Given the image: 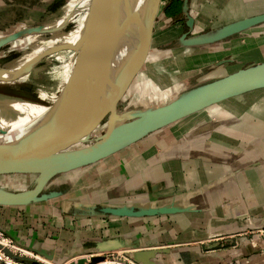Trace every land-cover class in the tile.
<instances>
[{"label":"crops","instance_id":"0c3cea01","mask_svg":"<svg viewBox=\"0 0 264 264\" xmlns=\"http://www.w3.org/2000/svg\"><path fill=\"white\" fill-rule=\"evenodd\" d=\"M187 4L193 18L191 33L264 12V0ZM179 19L185 20L181 11ZM183 27L172 29L178 34L171 46L193 50L188 56L210 57L191 70L188 86L264 60V23L211 50L175 47L187 30L184 23ZM153 36L158 38V33ZM228 57L233 61L212 65ZM138 96L133 91L128 100L139 101ZM58 179L51 182L53 188L64 193L45 207L0 206V227L23 244L58 250L116 235L138 239L136 247L122 250L152 252L147 256L151 264H264V229L243 228L264 217V88L212 104ZM183 193L191 195L188 203L194 210L147 217L81 216L67 210L75 201L147 204Z\"/></svg>","mask_w":264,"mask_h":264},{"label":"water","instance_id":"95a60500","mask_svg":"<svg viewBox=\"0 0 264 264\" xmlns=\"http://www.w3.org/2000/svg\"><path fill=\"white\" fill-rule=\"evenodd\" d=\"M160 2L161 0H96L95 25L89 35L81 30L74 42L47 50L48 54L80 44L75 68L54 101L44 105L46 112L37 121L23 126L25 128L18 130L10 140L0 142V176L32 177L31 183L22 188L11 189L0 184V206H28L58 198L64 191L49 186L61 174L95 163L148 134L219 101L264 88L263 60L202 83L183 85L164 103L120 110L118 102L147 54ZM187 2L188 0H182L181 14L185 18L187 30L178 36L174 44L178 48H205L264 23V12H261L203 32L191 33L193 18L188 13ZM33 31L32 26H25L0 36V48ZM232 61L233 58L230 57L221 58L212 65ZM35 65L36 63L29 64L13 70L1 67L0 74L28 70ZM13 83L11 79L0 78V84ZM10 102L40 104L10 92H0V130L4 132L15 131L12 122L21 117V114L11 108ZM104 118L105 122L101 124ZM190 196L183 193L167 202L152 201L147 204L95 205L75 201L67 206V210L81 216L168 215L194 210L195 206L188 203ZM246 226L264 229V217L258 221H249L243 228ZM0 229L18 246L55 263H62L78 253H88L93 254L89 259L80 257L70 264H93L103 259L99 253L136 247L138 242V239L116 235L83 241L76 247L58 250L23 244L10 236L4 228ZM126 254L140 264H151L147 256L152 252L133 251Z\"/></svg>","mask_w":264,"mask_h":264},{"label":"rangeland","instance_id":"374dc122","mask_svg":"<svg viewBox=\"0 0 264 264\" xmlns=\"http://www.w3.org/2000/svg\"><path fill=\"white\" fill-rule=\"evenodd\" d=\"M75 1L76 0H0V36L25 26L40 24L52 17L64 14ZM171 1L172 0H161L160 9L155 16L153 35H157L158 33V38L151 34L147 54L154 50L158 51L156 61L145 67V69L148 70L147 77H139L138 72L140 68L136 71L132 82L127 87V89L129 88L127 96L122 97L123 100L121 98L119 105L120 110L155 106L170 100L183 85L188 86L189 82H191V70L210 59L209 56L203 55L188 56L193 53V50H177L171 46V43L174 41L171 39H174L178 34L172 29H184V21H179L180 12L175 15L166 14V7ZM72 24L73 23L69 24L65 30L72 29ZM207 27L208 26L202 27L201 30ZM46 35L47 34H43V36ZM14 46V41H9L0 48V68L3 67L7 61L20 55L21 51L14 49ZM216 46H219V44L210 45L208 49L203 50H211ZM181 52L184 53L175 55ZM76 55V44H73L64 49L49 53L34 67L28 70L0 74V78L14 81L13 84H0V92H10L20 97L28 98L32 101L34 100L36 103H40L35 105L32 110H29V114L25 115L27 124L31 123L29 120L33 118L37 120L43 115L46 112L45 110H47L44 105H49L54 101L65 79V75L60 72V69L70 61H73ZM133 91L139 94L136 99L142 102H132L128 100L129 96L132 98ZM142 97H145L149 102L143 101L144 99ZM19 119H21V117H19ZM104 122L105 118L101 121V124ZM12 124V128L15 131L6 130L4 132L0 130V142H6L18 133L14 122H12ZM58 178L59 177L55 178V180H59ZM31 181L32 177L30 175L0 176V184L11 189L26 187ZM52 184L53 183H51L49 187H54ZM50 202L48 201L46 204L43 202L37 206L45 207L49 205ZM43 222L44 220L42 219L36 220V223L44 224ZM254 233L255 232L252 234ZM250 235L251 233H249L248 236ZM24 253L22 258L36 260V253L30 250H26ZM38 256L41 257V255ZM39 260L46 263L41 259ZM51 263L60 264L53 261Z\"/></svg>","mask_w":264,"mask_h":264},{"label":"bare ground","instance_id":"6f19581e","mask_svg":"<svg viewBox=\"0 0 264 264\" xmlns=\"http://www.w3.org/2000/svg\"><path fill=\"white\" fill-rule=\"evenodd\" d=\"M95 4H96V0H76L75 3H73L70 6L69 10L66 11L64 14H60L58 16L45 20L40 24H36L32 26L35 32L33 31L22 38H18L14 40V45H15L14 49L20 50L21 51L20 55L17 56L16 58L7 61L3 67L13 70V69L21 68L23 66H27L29 64H34V63L37 64L40 60H42L44 57H46L49 54V53L47 54L46 52L51 47H54L56 49L61 47V45L64 43L74 42L75 40H77V37L79 36L81 30L85 31L89 35L90 30H92L95 25V19H94ZM71 23H73L72 29L65 30L66 27L69 26V24ZM43 34H47V35L43 36ZM79 48H80V44H76L77 53ZM122 52L123 53L125 52V48L122 49ZM182 53L184 52L175 55H179ZM157 55H158V51L154 50L145 56L144 61L140 66L138 72L140 78H144L145 76L146 77L148 76V70H146L145 67L155 62ZM75 60L76 58L73 61L67 63L65 66L61 67L60 72L65 75L64 82L68 80L71 73L73 72L75 68L74 65ZM9 104L11 105V108L13 110L21 114L19 115L21 116V119H19L18 117V119L13 120V122L16 125L17 130L22 131L25 128L23 126L28 125L25 120L26 119L25 115L29 114L28 111L32 110L37 104H29L23 102H12V103L10 102ZM29 121L35 122L37 120L33 118ZM15 247L18 248L19 246L15 245ZM36 256L42 261L52 264L50 262L51 260L48 261L49 259L47 258H46L47 260H45L44 258L38 255ZM36 256L35 259L40 261ZM98 262L93 264H100Z\"/></svg>","mask_w":264,"mask_h":264},{"label":"built area","instance_id":"2783aa9c","mask_svg":"<svg viewBox=\"0 0 264 264\" xmlns=\"http://www.w3.org/2000/svg\"><path fill=\"white\" fill-rule=\"evenodd\" d=\"M15 245L16 244L12 238L0 229V264H36L35 262L39 264H46L38 260H27L22 258V255L25 254L24 251L26 250H22L20 247L17 248ZM99 254L103 256V259L98 262L100 264H140L128 257L124 250L106 251ZM92 255L93 254H86L84 256H78L60 264H70L71 262H75L80 257L89 259Z\"/></svg>","mask_w":264,"mask_h":264},{"label":"trees","instance_id":"16d2710c","mask_svg":"<svg viewBox=\"0 0 264 264\" xmlns=\"http://www.w3.org/2000/svg\"><path fill=\"white\" fill-rule=\"evenodd\" d=\"M182 0H172L166 7V14L175 15L181 11Z\"/></svg>","mask_w":264,"mask_h":264},{"label":"flooded vegetation","instance_id":"af4514ba","mask_svg":"<svg viewBox=\"0 0 264 264\" xmlns=\"http://www.w3.org/2000/svg\"><path fill=\"white\" fill-rule=\"evenodd\" d=\"M120 101H121V100H120ZM120 101L118 102V107H119V109H120V106H119V105H120Z\"/></svg>","mask_w":264,"mask_h":264}]
</instances>
